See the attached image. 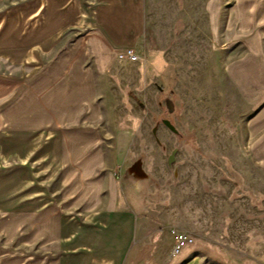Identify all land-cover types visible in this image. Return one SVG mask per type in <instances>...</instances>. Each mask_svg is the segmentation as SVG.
<instances>
[{"label": "crops", "instance_id": "1", "mask_svg": "<svg viewBox=\"0 0 264 264\" xmlns=\"http://www.w3.org/2000/svg\"><path fill=\"white\" fill-rule=\"evenodd\" d=\"M196 1L191 17L210 19L216 43L223 23L248 51L229 69L255 114L236 146L263 179L264 0ZM145 10L146 0H0V264H260L194 238L172 258L169 231L142 221L149 173L123 135L103 144L106 84L145 43Z\"/></svg>", "mask_w": 264, "mask_h": 264}, {"label": "rangeland", "instance_id": "2", "mask_svg": "<svg viewBox=\"0 0 264 264\" xmlns=\"http://www.w3.org/2000/svg\"><path fill=\"white\" fill-rule=\"evenodd\" d=\"M199 6L146 0L145 43L106 84L103 144L109 149L113 133L123 135L129 159L149 173L142 221L150 230L175 228L219 244L236 260L264 264V178L236 146L242 124L255 114L229 78L248 51L231 43L223 23L216 43L210 19L191 17ZM142 262L152 264L148 257Z\"/></svg>", "mask_w": 264, "mask_h": 264}, {"label": "built area", "instance_id": "3", "mask_svg": "<svg viewBox=\"0 0 264 264\" xmlns=\"http://www.w3.org/2000/svg\"><path fill=\"white\" fill-rule=\"evenodd\" d=\"M126 56L130 61H136L137 59L136 55L132 53V51H127ZM169 232L174 241L171 251L172 258L178 256L183 249L193 244V237L189 236L187 233L175 228H171Z\"/></svg>", "mask_w": 264, "mask_h": 264}, {"label": "water", "instance_id": "4", "mask_svg": "<svg viewBox=\"0 0 264 264\" xmlns=\"http://www.w3.org/2000/svg\"><path fill=\"white\" fill-rule=\"evenodd\" d=\"M172 157V156H171ZM171 157L169 158V163H171L172 161H171Z\"/></svg>", "mask_w": 264, "mask_h": 264}, {"label": "bare ground", "instance_id": "5", "mask_svg": "<svg viewBox=\"0 0 264 264\" xmlns=\"http://www.w3.org/2000/svg\"><path fill=\"white\" fill-rule=\"evenodd\" d=\"M173 160H174V158H173V156L171 157V161L173 162Z\"/></svg>", "mask_w": 264, "mask_h": 264}]
</instances>
